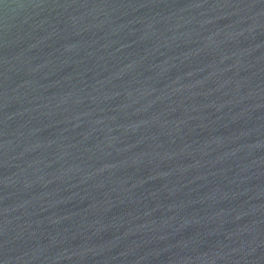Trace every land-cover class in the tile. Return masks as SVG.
Wrapping results in <instances>:
<instances>
[{
  "label": "water",
  "instance_id": "obj_1",
  "mask_svg": "<svg viewBox=\"0 0 264 264\" xmlns=\"http://www.w3.org/2000/svg\"><path fill=\"white\" fill-rule=\"evenodd\" d=\"M0 264H264V0H0Z\"/></svg>",
  "mask_w": 264,
  "mask_h": 264
}]
</instances>
